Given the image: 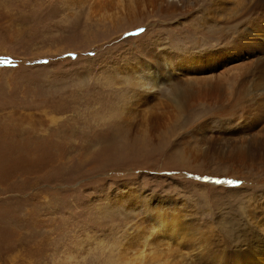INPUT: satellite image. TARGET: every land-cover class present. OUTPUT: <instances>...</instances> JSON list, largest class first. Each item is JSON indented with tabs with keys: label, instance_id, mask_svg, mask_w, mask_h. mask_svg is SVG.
<instances>
[{
	"label": "rangeland",
	"instance_id": "1",
	"mask_svg": "<svg viewBox=\"0 0 264 264\" xmlns=\"http://www.w3.org/2000/svg\"><path fill=\"white\" fill-rule=\"evenodd\" d=\"M258 82L264 0H0V264H264Z\"/></svg>",
	"mask_w": 264,
	"mask_h": 264
},
{
	"label": "bare ground",
	"instance_id": "2",
	"mask_svg": "<svg viewBox=\"0 0 264 264\" xmlns=\"http://www.w3.org/2000/svg\"><path fill=\"white\" fill-rule=\"evenodd\" d=\"M260 2H261V1H260ZM216 5H217L218 7H221V6H222L221 3H220V4H216ZM215 12H216V11H215ZM229 13H230V12H229ZM218 14H220V13H218ZM220 18H221V17H220ZM228 18H229V17H228ZM224 21H225V20H224ZM215 24H216V23H215ZM220 24H221V23H220ZM227 26H228V25H227ZM230 26H231V25H230ZM230 26H229V27H230ZM257 26H258V25H257ZM222 29H223V28H222ZM214 30H215V29H214ZM229 30H230V28H229ZM214 32H215V31H214ZM218 32H219V30H218ZM227 33H229V32H227ZM224 34H225V32H224ZM221 35H222V34H221ZM232 36H233V35H232ZM215 39H216V38H215ZM220 39H221V38H220ZM223 39H224V38H223ZM216 40H217V39H216ZM224 40H226V38H225ZM229 40H230V39H229ZM234 41H235V40H234ZM222 42H223V41H222ZM226 42H227V41H226ZM223 43H224V42H223ZM223 43H222V44H223ZM236 44H237V43H236ZM223 46H224V45H223ZM234 46H235V45H233V47H234ZM226 47H227V46H226ZM226 47H225V48H226ZM228 48H230V47H228ZM231 49H232V48H231ZM233 49H234V48H233ZM214 50H215V49H214ZM221 50H222V49H221ZM231 51H232V50H231ZM223 52H224V51H223ZM224 54H225V53H224ZM215 55H216V54H215ZM221 55H222V54H221ZM224 56H225V55H224ZM227 56H228V55H227ZM225 57H226V56H225ZM199 59H200V58H199ZM173 64H174V63H173ZM173 64H169V66H173ZM177 69H180V66L177 67ZM234 77H235V76H234ZM155 79H156L155 76L149 73L148 76H147V79H146V83H145V85H148L149 83L153 84V83L156 81ZM255 84H256V83L253 84V87L255 86ZM258 86H264V84L261 83V82H258V83H257V87H258ZM252 93H255V92H254V91H251V94H252ZM246 96H247V95H246ZM159 226H160V225H159ZM164 229H165V228H164ZM166 229H169V228H166ZM165 231H166V230H165ZM144 233H145V232H144ZM144 233H143V234H144ZM145 234H146V233H145ZM147 235H150V234H147ZM151 235H152V234H151ZM151 235H150V236H151ZM140 237H141V236H140ZM140 237H139V238H140ZM139 238H138V239H139ZM141 239H142V238H141ZM143 239H144V238H143ZM158 239H159V238H158ZM135 241H136V240H135ZM136 242H138V240H137ZM139 242H141V241H139ZM144 242H145V241H144ZM144 242L142 241V243H144ZM158 242H159V241H158ZM145 243H146V242H145ZM172 243H173V242H172ZM174 244H176V242H174ZM144 247H145V246H144ZM159 247H160V246H159ZM159 247H158V248H159ZM145 248H146V247H145ZM151 248H152V247H151ZM137 249H138V248H137ZM168 249H169V248H168ZM138 250H139V249H138ZM138 250H137V251H138ZM154 250H155V249H154ZM133 251H134V250H133ZM145 251H146V250H145ZM147 251H148V250H147ZM155 251H156V250H155ZM168 251H169V250H168ZM149 252H151L150 249H149ZM156 252H157V251H156ZM146 253H147V252H146ZM154 253H155V252H154ZM157 253H158V252H157ZM151 255H152V253H150V254L148 255V260H146V259H145V255H143L142 252H141V255L137 256V260H139V262H142V261H144V260H146V261H150L151 259H153V258H151ZM133 258H134V257H133ZM154 259H155V258H154ZM160 259H161V258H160ZM130 260H131V259H130ZM144 262H145V261H144ZM144 262H143V263H144ZM154 262H155V261H154ZM150 263H151V262H150ZM160 263H161V262H160ZM161 264H162V263H161Z\"/></svg>",
	"mask_w": 264,
	"mask_h": 264
}]
</instances>
